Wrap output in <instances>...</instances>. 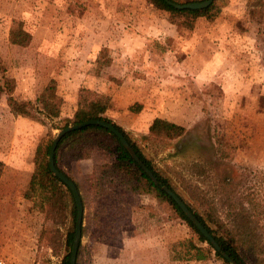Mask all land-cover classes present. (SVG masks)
<instances>
[{
	"label": "rangeland",
	"instance_id": "1",
	"mask_svg": "<svg viewBox=\"0 0 264 264\" xmlns=\"http://www.w3.org/2000/svg\"><path fill=\"white\" fill-rule=\"evenodd\" d=\"M216 3L213 19L201 16L179 28L148 0H0V52L18 99L37 105L56 81L64 102L60 117L47 119L54 137L73 117L81 89H89L197 211L214 213L226 228H250L247 261L264 264V0ZM19 23L32 34L27 46L9 40ZM157 117L183 125L185 133L151 137ZM48 132V125L14 115L6 95L0 98V258L9 264L60 263L66 248L43 241L42 231L48 225L65 234L76 224L71 204L65 223L54 224L46 221L41 191L26 195ZM95 149L106 152L96 153L98 165L110 163L107 151L81 143L83 156ZM60 165L73 176L71 163ZM160 203L168 213L162 217L174 220L172 259L189 261V242L209 247L168 202ZM84 223L78 264H103L104 251L90 243L88 217ZM206 264L228 263L212 247Z\"/></svg>",
	"mask_w": 264,
	"mask_h": 264
},
{
	"label": "trees",
	"instance_id": "2",
	"mask_svg": "<svg viewBox=\"0 0 264 264\" xmlns=\"http://www.w3.org/2000/svg\"><path fill=\"white\" fill-rule=\"evenodd\" d=\"M151 4L157 8L168 11L170 13L171 22L176 24L179 28H186L191 26L197 18L206 16L208 19H213L218 13L219 8L215 0L207 8L203 9H190V8H177L168 4L165 0H148ZM179 4V0H172ZM204 0H192L191 2H198ZM32 39V34L24 28L23 23H19L18 26L12 27L9 33V40L11 43L19 46H27ZM16 83L14 78H11L7 74V70L4 67L1 52H0V98L6 95L7 104L10 111L17 116L30 117L45 125L49 126L48 140L44 145H39L37 153L35 155L36 169L29 182V188L26 193L27 198H30L37 190L41 191L42 198L45 199V203H42L41 208L45 212L46 221L51 220L54 224L65 223L66 211L71 204V213L73 215V221L77 217V205L72 191L57 177L50 169L49 154L53 141L52 127L48 124L47 119L50 121L60 117L61 108L63 105V97L57 92V84L52 79L41 91L37 98V105L31 100L18 99L14 96ZM140 109V105H138ZM135 110L131 107V110ZM138 111V108H136ZM107 105L96 99L92 98V92L89 89H81L78 98V107L74 112L73 117L68 120L65 127L70 124H79L91 119L105 120L113 123L120 131H122L129 142L132 144L140 158L144 163L154 172L160 181V185H156L151 178L144 172L139 164L132 158L128 150L122 145L118 137L110 130L103 126L88 125L81 129L71 131L67 133L59 142L56 153L55 163L56 166L70 178L73 176L66 172L60 165V162H64L70 165L72 161L80 160L83 158L81 154V143L92 142L97 147L104 149L105 151L115 155V160L110 163L100 164L95 167V174L97 177V188L99 195L109 194L110 191L119 189L123 191H129L136 194H151L154 195L159 202H168L178 216L182 218L198 235L199 239L203 242H208L207 239L200 233L192 221L184 214L182 209L169 196L162 188V185H168L174 191H176L187 203L190 209L195 215L205 224V226L214 234L215 238L221 245L222 249L227 251L238 264H249L247 261L249 244L252 242V233L250 228L245 226L244 230L240 227L226 228L222 223L219 216L214 213L207 212L206 216H203L197 211L178 191V189L171 183L170 179L162 174V172L153 165L151 159H149L140 146L134 142L124 129L118 124L114 123L110 118L106 116ZM43 114L39 116V114ZM60 128V127H54ZM150 135L157 139H172L180 137L185 133V127L174 121L157 117L150 125ZM221 157H226V153H221ZM4 163L0 160V180L4 170ZM74 180V179H73ZM76 182V181H75ZM77 184V183H76ZM78 186V185H77ZM194 193V197H198L200 193L199 185H196L194 189H191ZM202 193V192H201ZM84 209L86 203L83 198ZM229 216H235L233 211H230ZM87 213L85 210L84 221H87ZM88 220L89 217H88ZM209 222L215 224L216 228L212 227ZM89 225V224H88ZM90 227V225H89ZM88 232L86 223L83 224L82 235ZM75 235V225L66 231V233L60 232L58 228H52L45 226L42 231L41 239L43 241L49 240L51 244L56 248L65 247L67 253L58 264H70L71 249L73 239ZM90 235L94 237V233ZM79 247L77 264L79 263L80 248ZM187 250L185 255L190 260H208L209 253L212 246L209 243V247H199L195 244L186 245ZM217 256H220L226 263L228 261L224 259L220 252L215 251ZM183 259V258H182ZM229 264V263H228ZM256 264H260L257 260Z\"/></svg>",
	"mask_w": 264,
	"mask_h": 264
},
{
	"label": "crops",
	"instance_id": "3",
	"mask_svg": "<svg viewBox=\"0 0 264 264\" xmlns=\"http://www.w3.org/2000/svg\"><path fill=\"white\" fill-rule=\"evenodd\" d=\"M96 153L106 156V152L95 149L82 159L72 161L71 167L86 203L91 234L95 235L89 236L93 238L90 243L95 250L104 251L103 264H206V260L172 259L176 236L169 227L174 220L170 223L168 217H162L168 213L154 195L119 189L99 195L95 167L100 161ZM108 158V162H113L115 155L109 153ZM84 186L88 193L86 199Z\"/></svg>",
	"mask_w": 264,
	"mask_h": 264
},
{
	"label": "water",
	"instance_id": "4",
	"mask_svg": "<svg viewBox=\"0 0 264 264\" xmlns=\"http://www.w3.org/2000/svg\"><path fill=\"white\" fill-rule=\"evenodd\" d=\"M168 4L173 5L177 8H190V9H203L209 7L214 3L215 0H204L198 2H189L184 4L176 3L172 0H165ZM88 125H98L103 126L106 129L110 130L113 134H115L122 145L128 150L131 154L132 158L139 164V166L146 172V174L151 178V180L156 184L160 185V181L154 172L144 163V161L140 158L132 144L126 138L125 134L120 131L113 123L99 120V119H91L79 124H72L67 127L60 129V131L56 134L52 141V145L50 148L49 161H50V169L51 171L59 177L62 182L72 191L76 205H77V217L75 224V235L73 239L72 249H71V259L70 264H77L79 247L82 241V228L84 222V205L80 190L76 184V182L70 178L66 173L62 172L55 163V153L58 147L60 140L69 132L81 129ZM161 188L171 196L174 201L178 204V206L182 209L184 214L192 221V223L196 226V228L200 231V233L207 239L208 243L211 244L215 251L221 253L222 257L228 261L229 264H238V262L225 250L222 249L221 245L215 238L214 234L210 232V230L205 226V224L195 215V213L190 209L185 200L172 188L168 185H162Z\"/></svg>",
	"mask_w": 264,
	"mask_h": 264
},
{
	"label": "built area",
	"instance_id": "5",
	"mask_svg": "<svg viewBox=\"0 0 264 264\" xmlns=\"http://www.w3.org/2000/svg\"><path fill=\"white\" fill-rule=\"evenodd\" d=\"M192 261V260H190ZM0 264H9L7 260L0 258Z\"/></svg>",
	"mask_w": 264,
	"mask_h": 264
}]
</instances>
